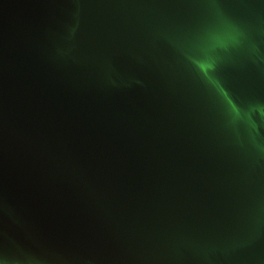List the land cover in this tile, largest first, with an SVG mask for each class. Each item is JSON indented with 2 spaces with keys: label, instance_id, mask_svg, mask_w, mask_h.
<instances>
[{
  "label": "water",
  "instance_id": "water-1",
  "mask_svg": "<svg viewBox=\"0 0 264 264\" xmlns=\"http://www.w3.org/2000/svg\"><path fill=\"white\" fill-rule=\"evenodd\" d=\"M262 45L264 0H0V264H264Z\"/></svg>",
  "mask_w": 264,
  "mask_h": 264
},
{
  "label": "snow or ice",
  "instance_id": "snow-or-ice-1",
  "mask_svg": "<svg viewBox=\"0 0 264 264\" xmlns=\"http://www.w3.org/2000/svg\"><path fill=\"white\" fill-rule=\"evenodd\" d=\"M217 3H222L223 0H216ZM207 24L209 26V34H208V40L209 43L213 42L214 39H216L223 31L225 28H231L233 25L239 26V27H244L242 22L233 20V19H225V18H213L209 19L207 21ZM264 46V45H262ZM201 67L204 68L205 72H208L209 69H212L213 71L215 70V65L214 62H208L204 65H201ZM227 95V93H225ZM233 109L239 112V109L236 107V104H232Z\"/></svg>",
  "mask_w": 264,
  "mask_h": 264
},
{
  "label": "clouds",
  "instance_id": "clouds-1",
  "mask_svg": "<svg viewBox=\"0 0 264 264\" xmlns=\"http://www.w3.org/2000/svg\"><path fill=\"white\" fill-rule=\"evenodd\" d=\"M231 31H232V34H233V41L236 44L243 43V41L247 38L246 37V33H245V31H244V29L242 27L233 25L231 27Z\"/></svg>",
  "mask_w": 264,
  "mask_h": 264
}]
</instances>
